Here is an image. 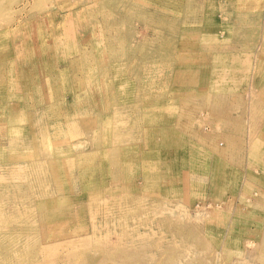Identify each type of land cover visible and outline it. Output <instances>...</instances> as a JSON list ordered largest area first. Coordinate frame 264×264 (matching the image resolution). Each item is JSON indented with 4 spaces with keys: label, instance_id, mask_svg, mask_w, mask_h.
Returning <instances> with one entry per match:
<instances>
[{
    "label": "rangeland",
    "instance_id": "374dc122",
    "mask_svg": "<svg viewBox=\"0 0 264 264\" xmlns=\"http://www.w3.org/2000/svg\"><path fill=\"white\" fill-rule=\"evenodd\" d=\"M203 1L0 0V31L38 20L0 46V264H264V0Z\"/></svg>",
    "mask_w": 264,
    "mask_h": 264
},
{
    "label": "bare ground",
    "instance_id": "6f19581e",
    "mask_svg": "<svg viewBox=\"0 0 264 264\" xmlns=\"http://www.w3.org/2000/svg\"><path fill=\"white\" fill-rule=\"evenodd\" d=\"M128 1V0H127ZM213 1V0H212ZM235 1V0H234ZM174 2V1H173ZM207 2V0H204L203 2H202V4H205ZM229 2V1H228ZM230 2H232V1H230ZM130 3V2H129ZM128 3V4H129ZM225 3V2H224ZM223 3V4H224ZM221 4V3H220ZM208 5V4H207ZM211 5V4H210ZM226 5H227V3H226ZM25 6V5H24ZM153 6V5H152ZM151 6V7H152ZM6 7V6H5ZM4 7V8H5ZM133 7V6H132ZM139 7V6H138ZM138 7H137V9H138ZM142 7V6H141ZM157 7V6H156ZM228 7V6H227ZM226 7V8H227ZM9 8V7H8ZM63 9H62V13L61 14H63V13H65V12H73L74 13V11H75V9H78V4H74V5H71V6H65V4L63 5V7H62ZM134 8V7H133ZM146 8V7H145ZM153 8V7H152ZM158 8V7H157ZM102 9H103V7H102ZM140 9V8H139ZM161 9V8H160ZM5 10V9H4ZM8 10V9H7ZM100 10V9H99ZM98 10V11H99ZM105 10V9H104ZM126 10V9H125ZM129 10H130V8H129ZM132 10V9H131ZM166 10V9H165ZM227 10V9H226ZM262 10V9H261ZM92 11V10H91ZM96 11V10H95ZM128 11V10H127ZM89 12V11H88ZM101 12V11H100ZM122 12V11H121ZM160 12V11H159ZM221 12V11H220ZM261 12V11H260ZM9 13V12H8ZM7 13V14H8ZM59 13V12H58ZM84 13V12H83ZM90 13V12H89ZM221 13H223V12H221ZM253 13V12H252ZM256 13V12H255ZM75 14V13H74ZM81 14V13H80ZM107 14H109V13H107ZM123 14L124 13H122V16H123ZM128 14V13H127ZM224 14V13H223ZM228 14V13H227ZM254 14V13H253ZM252 14V15H253ZM5 15V14H4ZM60 15V14H59ZM59 15H48L47 16V19H49L48 17H51L52 16V18L53 17H59ZM71 15V14H70ZM84 15H85V13H84ZM129 15V14H128ZM127 15V16H128ZM166 15V14H165ZM169 15V14H168ZM167 15V16H168ZM176 15V14H175ZM240 15V14H239ZM9 16H10V14H9ZM61 16V15H60ZM102 16V15H101ZM121 16V17H122ZM126 16V15H125ZM130 16H132V15H130ZM235 16H238V15H235ZM255 16V15H254ZM71 17V16H70ZM74 17V16H73ZM96 17V16H95ZM94 17V18H95ZM98 17V16H97ZM7 18H9V17H7ZM68 18V17H67ZM104 18H106V16L104 17ZM103 18V19H104ZM132 18V17H131ZM147 18V17H146ZM168 18V17H167ZM264 18V17H263ZM46 18H42L41 17V19H39V21H41V22H44L45 20H47ZM54 19V18H53ZM62 19V18H61ZM71 19V18H70ZM90 19V18H89ZM91 19H93L92 17H91ZM102 19V18H101ZM127 19V18H126ZM128 19H129V17H128ZM237 19V18H236ZM261 19V18H260ZM75 20V19H74ZM88 20V19H87ZM116 20V19H115ZM146 20V19H145ZM155 20V19H154ZM167 20V19H166ZM229 20V19H228ZM227 20V21H228ZM237 20H239V19H237ZM236 20V21H237ZM105 21V20H104ZM134 21V20H133ZM157 21V20H156ZM202 21V20H201ZM247 21H249V20H247ZM27 22V21H26ZM36 22H38V20L37 21H35V18L33 19V20H31V21H29V23L27 24V25H25L24 27H23V25L21 24V21H19L17 24H15V26L17 25V27H16V29H12V25H10V24H8V26L7 27H5L4 29H2V31H0V46H2V42H4L5 40H7V39H11L12 37H13V35L17 32V31H22V30H31L32 31V26L36 23ZM70 22V21H69ZM77 22V21H76ZM93 22V21H92ZM95 22H96V19H95ZM100 22H101V20H100ZM109 22V21H108ZM139 22H141V21H139ZM172 22V21H171ZM174 22V21H173ZM191 22V21H190ZM252 22V21H251ZM253 22H254V19H253ZM54 23V22H53ZM52 23V24H53ZM113 23V22H112ZM118 23H120V22H118ZM146 23H147V21H146ZM150 23H152L151 21H150ZM163 24L162 22H159V24ZM193 23V22H192ZM194 23H196V21L194 22ZM228 23V22H227ZM55 24V23H54ZM69 24V23H68ZM72 24V23H71ZM106 24V23H105ZM107 24H109V23H107ZM122 24V23H121ZM179 24V23H178ZM221 24V23H220ZM230 24V23H229ZM240 24V23H239ZM249 24H251V23H249ZM22 25V26H21ZM76 25V24H75ZM74 25V26H75ZM78 25V24H77ZM112 25V24H111ZM174 25V24H173ZM234 25V24H233ZM260 25V24H259ZM262 25V24H261ZM43 26V25H42ZM66 26V25H65ZM73 26V27H74ZM83 26H85V25H83ZM106 26V25H105ZM159 26V25H158ZM162 26H164V25H162ZM40 27V26H39ZM176 27V26H175ZM177 27H178V25H177ZM2 28V27H1ZM54 28V27H53ZM78 28H79V26H78ZM87 28V27H86ZM162 28V27H161ZM167 28V27H166ZM174 28V27H173ZM191 28V27H190ZM248 28V27H247ZM261 29H262V27H260ZM43 29V28H42ZM132 29V28H131ZM155 29H158L157 27L155 28ZM160 29V28H159ZM169 29V28H168ZM167 29V30H168ZM44 30V29H43ZM54 30V29H53ZM65 30V29H64ZM84 30V29H83ZM120 30V29H119ZM232 30V29H231ZM66 31V30H65ZM64 31V32H65ZM131 31V30H130ZM154 31V30H153ZM186 31V30H185ZM248 31V30H247ZM44 32V31H43ZM63 32V33H64ZM75 32V31H74ZM109 32V31H108ZM163 32V31H162ZM164 32H166V31H164ZM169 32H172V29H171V31H170V29H169ZM233 32V31H232ZM62 33V34H63ZM160 33V32H159ZM173 33V32H172ZM171 33V34H172ZM187 33V32H186ZM245 33V32H244ZM21 34H22V32H21ZM30 34H32V33H30ZM29 34V35H30ZM42 34V33H41ZM60 34V33H59ZM115 34H118L117 32L115 33ZM156 34H158V33H156ZM161 34V33H160ZM24 35H26V34H24ZM43 35V34H42ZM41 35V36H42ZM52 35V34H51ZM57 35V34H56ZM75 35V34H74ZM81 35V34H80ZM112 35V34H111ZM119 35V34H118ZM162 35V34H161ZM168 35H169V33H168ZM200 35V34H199ZM84 36H85V34H84ZM158 36H159V34H158ZM234 36V35H233ZM237 36V35H236ZM243 36V35H242ZM24 37V36H23ZM53 37V36H52ZM104 37V36H103ZM32 38V37H31ZM36 38V37H35ZM42 38V37H41ZM64 38V37H63ZM85 38V37H84ZM227 38H229V37H227ZM235 38V37H234ZM56 39V38H55ZM75 39V38H74ZM81 39V38H80ZM246 39V38H245ZM4 40V41H3ZM53 40V39H52ZM237 40V39H236ZM244 40V39H243ZM256 40V39H255ZM36 41V40H35ZM43 41V38L41 39V45H40V48H39V50H38V52H37V54L38 53H41L42 55L44 54V59L46 58L45 56H48L49 57V55H50V53H51V48H50V46L49 45H47L45 42H42ZM48 41V40H47ZM54 41V43H55V40H53ZM56 41H58V40H56ZM77 41V40H76ZM182 41V40H181ZM233 41V40H232ZM231 41V42H232ZM240 41V40H239ZM15 42V41H14ZM28 41H26V43H27ZM61 42V41H60ZM74 42V41H73ZM58 43H59V41H58ZM234 43V42H233ZM239 43V42H238ZM60 44V43H59ZM113 44H116V43H113ZM112 44V45H113ZM53 45H55V44H53ZM119 45V44H118ZM117 45V46H118ZM231 45H233V44H231ZM260 45V44H259ZM201 46H203V45H201ZM200 46V47H201ZM206 46V45H205ZM208 46V45H207ZM228 45H225V47H227ZM254 46V45H253ZM3 47V46H2ZM5 47V46H4ZM3 47V48H4ZM10 47V46H9ZM19 47H20V45H19ZM52 47V46H51ZM56 47V46H55ZM90 47H91V45H90ZM89 47V48H90ZM199 47V48H200ZM233 47H235V46H233ZM240 47V46H239ZM247 47V46H246ZM260 47V46H259ZM29 48V47H28ZM54 48V47H53ZM52 48V49H53ZM92 48V47H91ZM93 48H95V47H93ZM92 48V49H93ZM202 48V47H201ZM200 48V49H201ZM211 48V47H210ZM221 48V47H220ZM252 48V47H251ZM55 49L56 48H54V51H55ZM238 49V48H237ZM247 49H249V48H247ZM57 50V49H56ZM211 50V49H210ZM224 50V49H223ZM244 50V49H243ZM242 50V51H243ZM256 50V49H255ZM28 51V50H27ZM30 51V50H29ZM53 51V50H52ZM95 51V50H94ZM99 51V50H98ZM128 51V50H127ZM133 51V50H132ZM259 51V50H258ZM200 52V51H199ZM198 52V53H199ZM213 52V51H212ZM11 53H12V49L11 48H6L5 50H1L0 51V64H4L3 62H4V58H6L7 56H11ZM26 53V52H25ZM34 53H36V51L34 50ZM56 53V52H55ZM117 53V52H116ZM216 53V52H215ZM215 53H214V55H215ZM233 53V52H232ZM247 53V52H246ZM115 54V53H114ZM219 54V53H218ZM259 54V53H258ZM53 55V54H52ZM96 56V55H95ZM129 56V55H128ZM30 57V56H29ZM54 57V56H53ZM56 57H57V55H56ZM28 58V57H27ZM26 58V59H27ZM58 58H60V57H58ZM97 58V57H96ZM132 58V57H131ZM39 60L41 59V58H38ZM73 59V58H72ZM214 59H217L216 57H214ZM29 60V59H28ZM15 61V60H14ZM26 61V60H25ZM25 61H24V65L26 64L25 63ZM30 61H31V58H30ZM124 61H125V59H124ZM211 61V60H210ZM59 62H61V63H63V62H66L65 60H62V61H59ZM260 62V61H259ZM8 63H10V62H8ZM45 63H46V67L48 68L47 70H48V74H49V77H51V76H53V74H54V72L56 71V72H58L56 69H54V65L52 64V61L50 62V64H48V62H47V60H45ZM71 63V66H74L75 64H76V62L75 61H72V62H70ZM137 63V62H136ZM211 63H212V61H211ZM262 63V62H261ZM6 64H7V62H6ZM34 64V63H33ZM41 64V63H40ZM9 65V64H8ZM32 65V64H31ZM137 65H139V63L137 64ZM28 66V65H27ZM56 66H57V64H56ZM4 67V66H3ZM2 67V68H3ZM12 66H8L7 68H6V70L3 68V71H2V74L4 75V72H6V74H7V72H8V74H10V75H8V77H9V79H5L6 81H5V83H6V85H4L5 87L3 88V91H5V93H6V98L3 100V101H0V119H3V121H1L0 120V122L1 123H3V126H1V124H0V131H1V127L3 128V129H9V131L11 130V129H13L14 128V124L13 123H15V121L17 120H15L14 118V113H15V109L13 108V105H12V100H14V96H13V93H9V90H11L10 88L12 87L11 86V78H12V68H11ZM212 67V66H211ZM261 67V66H260ZM17 68V67H16ZM32 68H33V66H32ZM145 68H146V70L147 71H150L151 69H149V66H146L145 65V67H144V65H143V67H142V70L145 72L146 70H145ZM36 69V68H35ZM211 69V68H210ZM217 69V68H216ZM258 69H260V68H258ZM2 70V69H1ZM215 70V69H214ZM257 70V69H256ZM22 71V70H21ZM64 71V70H63ZM17 72V71H16ZM19 72V71H18ZM17 72V73H18ZM65 72H66V70H65ZM72 72V71H71ZM169 72V71H168ZM213 72V71H212ZM254 72V71H253ZM67 73V72H66ZM74 73V72H73ZM139 73V72H138ZM177 73V72H176ZM182 73V72H181ZM20 74V73H19ZM31 74V73H30ZM61 74H62V72H60L59 71V75L61 76ZM69 73H67V75H68ZM153 74V73H152ZM215 74V73H214ZM256 74H257V72H256ZM18 75V74H17ZM23 75V74H22ZM58 75V74H57ZM64 75V74H63ZM72 75V74H71ZM149 75V74H148ZM175 75V74H174ZM66 76V75H65ZM35 77V76H34ZM40 77V76H39ZM48 77V78H49ZM70 77V76H69ZM257 77H258V75H257ZM257 77H255V79L257 78ZM38 78V77H37ZM59 78V77H58ZM63 78V77H62ZM77 78V77H76ZM80 78V77H79ZM90 78V77H89ZM148 78H150V77H148ZM27 79V78H26ZM29 79V78H28ZM32 79V78H31ZM52 79V78H51ZM67 79V78H66ZM81 79V78H80ZM109 79H111V78H109ZM141 79H143V78H141ZM145 79V78H144ZM172 79V78H171ZM260 79V78H259ZM18 80V79H17ZM35 80V79H34ZM50 79H47V81H49ZM53 80V79H52ZM51 80V81H52ZM107 80V79H106ZM122 80V79H121ZM262 80V79H261ZM260 80V81H261ZM19 81V80H18ZM33 81V80H32ZM46 81V82H47ZM77 81V80H76ZM112 81H115V80H112ZM124 81V80H123ZM147 81V80H146ZM1 82V81H0ZM23 82V81H22ZM174 82V81H173ZM232 82V81H231ZM258 82V81H257ZM21 83V82H20ZM33 83V82H32ZM35 83V82H34ZM55 83V82H54ZM53 83V84H54ZM57 83V82H56ZM70 83H72V81L70 82ZM78 83L80 84L81 82H79L78 81ZM116 84H117V82H115ZM125 83V82H124ZM146 83V82H145ZM255 83H256V81H255ZM254 83V84H255ZM15 84V83H14ZM23 84V83H22ZM47 84V83H46ZM68 84V83H67ZM75 84V83H74ZM110 84H112V83H110ZM129 84V83H128ZM147 84V83H146ZM155 84V83H154ZM171 84V83H170ZM71 85V84H70ZM81 85H83V84H81ZM24 86V85H23ZM28 86V85H27ZM30 86V85H29ZM47 86V85H46ZM49 86V85H48ZM47 86V87H48ZM63 86H65V84L63 85ZM62 86V87H63ZM106 86V85H105ZM159 86V85H158ZM252 86V85H251ZM256 86H257V84H256ZM69 87V86H68ZM107 87V86H106ZM228 87V86H227ZM258 87V86H257ZM20 88V87H19ZM24 88V87H23ZM27 88V87H26ZM53 88V87H52ZM59 88V87H58ZM151 88V87H150ZM2 88H0V90H1ZM29 89V88H28ZM79 89V88H78ZM108 89V88H107ZM25 90V89H24ZM31 90V89H30ZM66 90V89H65ZM116 90V89H115ZM133 90V89H132ZM38 91H40V89L38 90ZM71 91V90H70ZM70 91H68V93L70 92ZM25 92V91H24ZM27 92V91H26ZM46 92V91H45ZM67 92V91H66ZM29 93V92H28ZM53 93V92H52ZM51 93V94H52ZM125 93V92H124ZM190 93V92H189ZM39 94V93H38ZM48 94V93H47ZM101 95V90L98 88V87H95L93 90H91V91H89V93H88V95L86 96V98L87 99H89V102L92 104V106H93V108H95L94 106H95V99L94 98H97V97H101L100 96ZM117 95V94H116ZM136 95V94H135ZM189 95V94H188ZM187 95V96H188ZM260 95V94H259ZM57 96V95H56ZM125 96V95H124ZM128 96H130V94L128 95ZM262 96V95H261ZM17 97V96H16ZM123 97V96H122ZM162 97V96H161ZM44 98H45V96H44ZM118 98V97H117ZM121 98V97H120ZM125 98V97H124ZM203 98V97H202ZM252 98V97H251ZM17 99V98H16ZM29 99V98H28ZM46 99V98H45ZM85 100V99H84ZM108 100V99H107ZM109 100H111L110 98H109ZM119 100V99H118ZM117 100V101H118ZM192 100V99H191ZM16 101H18V100H16ZM74 101V100H73ZM120 101V100H119ZM170 101V100H169ZM14 102V101H13ZM19 102H20V100H19ZM252 102V101H251ZM70 103V102H69ZM80 103V102H79ZM115 103V102H114ZM17 104H18V102H17ZM22 104V103H21ZM24 104V103H23ZM40 104V103H39ZM75 104V103H74ZM85 104V103H84ZM168 104V103H167ZM173 104V103H172ZM177 104V103H176ZM252 104V103H251ZM19 105V104H18ZM32 105V104H31ZM34 105V104H33ZM87 105V104H86ZM109 105V104H108ZM134 105V104H133ZM58 106V105H57ZM172 106H176L175 105V103H174V105H172ZM171 106V107H172ZM27 107V106H26ZM72 107V106H71ZM114 107V106H113ZM119 107V106H118ZM65 108V107H64ZM110 108V107H109ZM124 108V107H123ZM238 109H239V107H237ZM37 109V108H36ZM57 109H59V108H57ZM84 109H86V108H84ZM111 109V108H110ZM136 109V108H135ZM87 110V109H86ZM165 110V109H164ZM168 110V109H167ZM167 110H165V112L167 111ZM179 110H180V108H179ZM237 110V109H236ZM45 111V110H44ZM71 111V110H70ZM77 111V110H76ZM88 111H89V109H88ZM90 111H92V110H90ZM112 112H113V110H111ZM158 111H159V109H158ZM239 111V110H238ZM41 112H42V110H41ZM82 112H84V111H82ZM112 112H109V113H112ZM142 112H144V111H142ZM170 112V111H169ZM237 112V111H236ZM87 113H89V112H87ZM126 113V112H125ZM157 113V112H156ZM259 113V112H258ZM262 113H264V111L262 112ZM62 115H63V113H61ZM68 114V113H67ZM81 114V113H80ZM79 114V115H80ZM83 114V113H82ZM81 114V116H83ZM90 114V113H89ZM103 114V113H102ZM153 114V113H152ZM151 114V115H152ZM158 114H160V113H158ZM167 114V113H166ZM238 114V113H237ZM104 115V114H103ZM142 115V114H141ZM174 115V114H173ZM172 115V116H173ZM56 116V115H55ZM59 116V115H58ZM137 116V115H136ZM147 116H149V115H147ZM155 116V115H154ZM176 116V115H175ZM178 116V115H177ZM181 116V115H180ZM30 117V116H29ZM35 117H36V114H35ZM41 117H44V116H41ZM62 117V116H61ZM76 117V116H75ZM78 117V116H77ZM90 116H88V118H89ZM111 117V116H110ZM165 117V116H164ZM168 117V116H167ZM259 117H260V115H259ZM40 118V117H39ZM64 118V117H63ZM74 118V117H73ZM87 118V117H86ZM109 118V116H106L105 117V121H107V119ZM140 118V117H139ZM152 118H153V115H152ZM157 118V117H156ZM163 118V117H162ZM187 118V117H186ZM26 119V118H25ZM24 119V122L26 121ZM37 119V118H36ZM36 119H35V122H36ZM82 119V118H81ZM97 119V118H96ZM160 119V118H159ZM166 119V118H165ZM63 120V119H62ZM67 121V119H65L64 118V121ZM112 120H113V118H112ZM151 121L153 120H155V119H150ZM182 120V119H181ZM185 120V119H184ZM258 120V119H257ZM59 121V120H58ZM68 121H69V119H68ZM96 121V120H95ZM99 121V120H98ZM120 121V120H119ZM122 121V120H121ZM149 121V120H148ZM151 121H150V124H151ZM156 121L157 120H155V123H156ZM160 121V120H159ZM16 122H18V121H16ZM28 122H29V120H28ZM34 122V121H33ZM40 122V121H39ZM45 122V121H44ZM55 122V121H54ZM116 122V121H115ZM142 122V121H141ZM177 122V121H176ZM181 122V121H180ZM19 123V122H18ZM53 123V122H52ZM60 123V122H59ZM67 123V125H68V123L69 122H66ZM85 123V122H84ZM144 123V122H143ZM179 123V122H178ZM256 123H258V122H256ZM44 124V123H43ZM42 124V125H43ZM54 124V123H53ZM99 124V123H98ZM20 125H22V124H20ZM26 125H27V123H26ZM33 125V124H32ZM41 125V124H40ZM70 125V124H69ZM72 125V124H71ZM152 125V124H151ZM154 125V124H153ZM175 125H177V124H175V122H174V128H175ZM224 125V124H223ZM259 125V124H258ZM31 126V125H30ZM73 126H75V125H73ZM172 126V125H171ZM221 126V125H220ZM19 127V126H18ZM23 127V126H22ZM64 127V125H62V126H60L59 128H57V132H58V134H62L63 132H61V129ZM172 127V128H173ZM227 127H229V124H228V126ZM239 127V126H238ZM24 128V127H23ZM154 128V127H153ZM157 128V127H156ZM162 128H163V126H162ZM170 128V127H169ZM235 128V127H234ZM237 128V127H236ZM240 128V127H239ZM238 128V129H239ZM253 128V127H252ZM17 129V128H16ZM21 129V128H20ZM36 129H37V127H36ZM149 129V128H148ZM232 129V128H231ZM241 129V128H240ZM239 129V130H240ZM245 129V128H244ZM35 130V129H34ZM181 130H183V129H181ZM185 130H186V128H185ZM193 130V129H192ZM191 130V131H192ZM223 130V129H222ZM226 130V129H225ZM7 131V130H6ZM33 131V130H32ZM41 131V130H40ZM79 131V130H78ZM178 131V130H177ZM187 131V130H186ZM189 131V130H188ZM187 131V132H188ZM204 131V130H203ZM243 131V130H242ZM260 131V130H259ZM22 132V131H21ZM29 131L27 130V133H28ZM34 132V131H33ZM167 131H165V133H166ZM194 132V131H193ZM30 133V132H29ZM28 133V134H29ZM162 133V131H159L158 130V134H161ZM213 133V132H212ZM240 133V132H239ZM36 134V133H35ZM47 134V133H46ZM79 134H80V132H79ZM169 134V133H168ZM183 134V133H182ZM190 134V133H189ZM196 134V133H195ZM205 134V133H204ZM248 135V134H247ZM255 135V134H254ZM36 136V135H35ZM35 136H34V138H35ZM56 136V135H55ZM166 136H167V133H166ZM198 136V135H197ZM203 136V135H202ZM214 136V135H213ZM224 136H226V135H224ZM244 136V135H243ZM1 137V136H0ZM31 137V136H30ZM48 137V136H47ZM61 137V136H60ZM231 137H233V136H231ZM235 137V136H234ZM255 137V136H254ZM3 138V137H2ZM38 139H39V137H37ZM66 138V137H65ZM194 138V137H193ZM198 138V137H197ZM203 138V137H202ZM207 138V137H206ZM236 138V137H235ZM253 138V137H252ZM48 139V138H47ZM210 139V138H209ZM242 139V138H241ZM256 139H257V137H256ZM1 140V139H0ZM27 140V139H26ZM35 140V139H34ZM46 140V139H45ZM50 140V139H49ZM79 140V139H78ZM214 140H215V138H214ZM213 140V141H214ZM258 140H260V139H258ZM24 141V140H23ZM188 141V140H187ZM199 141V140H198ZM202 141H203V139H202ZM238 141V140H237ZM244 141V140H243ZM30 142H31V140H30ZM35 142H37V141H35ZM47 141H45V143H46ZM58 143H59V141H57ZM56 141L54 142V143H57ZM191 142V141H190ZM199 142H201V141H199ZM204 142V141H203ZM212 142V141H211ZM240 142V141H239ZM1 143H3V142H1ZM32 143H34V142H32ZM60 143H62V142H60ZM74 143H75V141H74ZM77 143V142H76ZM196 143H198V142H196ZM213 143V142H212ZM230 143V142H229ZM244 143V142H243ZM20 144V143H19ZM23 144V143H22ZM52 144H53V142H52ZM88 144V143H87ZM191 144V143H190ZM189 144V145H190ZM240 144V143H239ZM248 144V143H247ZM262 144V143H261ZM66 145V144H65ZM188 145V146H189ZM200 145V144H199ZM24 146V145H23ZM22 146V147H23ZM58 146V145H57ZM60 146V145H59ZM119 146V145H118ZM245 146V145H244ZM158 147V146H157ZM204 147H206V146H204ZM208 148V147H207ZM25 149V148H24ZM23 149V150H24ZM26 149H27V147H26ZM71 149V148H70ZM21 150V149H20ZM22 150V151H23ZM161 150V149H160ZM214 150V149H213ZM239 150V149H238ZM238 150H237V152H238ZM7 151H9V150H7ZM6 151V152H7ZM19 151V150H18ZM207 151V150H206ZM216 151V150H215ZM20 152V151H19ZM70 152V151H69ZM102 152V151H101ZM111 151L110 150H108V151H106L104 154H102L103 156H102V159L104 160V159H109L108 157H109V153H110ZM114 152V151H113ZM209 152V151H208ZM217 152V151H216ZM9 153V152H8ZM16 153V152H15ZM31 153V152H30ZM30 153H29V156H30ZM33 153V152H32ZM71 153H73V152H71ZM97 153V152H96ZM133 153V152H132ZM239 153V152H238ZM256 153V152H255ZM13 154H14V152H13ZM68 154H70V153H68ZM79 154V153H78ZM140 154V153H139ZM175 154V153H174ZM2 155H3V153H2ZM6 155V154H5ZM51 155V154H50ZM54 155V154H53ZM134 155V154H133ZM89 156H92V155H88V153L87 154H83V155H81V156H79L78 158H88L89 159ZM1 157V156H0ZM27 157L28 156H26L25 154H23V155H19V156H12L11 158H14V159H16V158H18V160L20 161H23V160H26L27 159ZM38 157V156H37ZM66 157H67V153L66 152H60L59 154H56V156L54 157L55 158V162H58L60 165H58L59 167H58V169H57V171H60V170H62L63 168H61L62 167V164H63V162L66 160ZM96 157V156H95ZM94 157V158H95ZM172 157H174V156H172ZM6 158V157H5ZM29 158H31V156L29 157ZM53 158V157H52ZM53 158V159H54ZM76 158V157H75ZM231 158V157H230ZM38 159V158H37ZM48 159V158H47ZM242 159V158H241ZM6 160V159H5ZM17 160V161H18ZM32 160V159H31ZM52 160V159H51ZM167 160H170V158H164V161H167ZM251 160V159H250ZM42 161V160H41ZM77 161V160H76ZM92 161V160H91ZM94 161V160H93ZM105 161V160H104ZM134 161V160H133ZM27 162H28V160H27ZM85 162V161H84ZM83 162V163H84ZM135 162V161H134ZM236 162V161H235ZM255 162V161H254ZM25 163H26V161H25ZM31 163V162H30ZM53 163V162H52ZM57 163V164H58ZM65 163H66V161H65ZM80 163H82V162H80ZM105 163V162H104ZM119 163V162H118ZM138 163V162H137ZM263 163V162H262ZM35 164V163H34ZM48 164V163H47ZM50 164V163H49ZM56 164V165H57ZM68 164V163H67ZM76 164V163H75ZM93 164H94V162H93ZM227 164V163H226ZM54 165V164H53ZM56 165H54V167L56 166ZM69 165H70V163H69ZM81 165V164H80ZM78 166V165H77ZM53 167V168H54ZM68 167V166H67ZM71 167V166H70ZM89 168V167H88ZM106 168H108V167H106ZM254 168V167H253ZM82 169V168H81ZM251 169H252V167H251ZM67 170V169H66ZM70 170V169H69ZM108 170V169H107ZM81 174H82V172H81ZM68 176V175H67ZM86 177V176H85ZM88 177V176H87ZM203 179V178H202ZM206 180V179H205ZM207 181V180H206ZM205 182V181H204ZM250 183V182H249ZM203 184V183H202ZM87 186V185H86ZM87 189V188H86ZM232 237V236H231ZM43 243H45V240L43 239ZM248 244V243H247ZM262 260V259H261ZM261 262V261H260Z\"/></svg>",
    "mask_w": 264,
    "mask_h": 264
}]
</instances>
